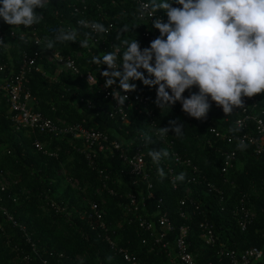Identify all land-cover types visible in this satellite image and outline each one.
<instances>
[{
  "label": "trees",
  "instance_id": "1",
  "mask_svg": "<svg viewBox=\"0 0 264 264\" xmlns=\"http://www.w3.org/2000/svg\"><path fill=\"white\" fill-rule=\"evenodd\" d=\"M172 6L182 7L175 3ZM73 7L78 10L83 7V14L74 13ZM35 11L42 19L30 27L19 26L24 38H20V33L10 36L12 26L0 18V33L5 35L0 38L3 43L0 44V64L6 69L15 68L20 53L31 55L39 50L40 47L27 40L30 30L42 44L46 43L45 38L54 40L60 29L75 30L77 41L56 42L54 49L62 55L72 56L80 72H90L97 83L101 82L97 66L111 71L103 64L102 55L114 51L124 39H136L141 50L150 47L151 41L142 36L149 24L135 19L128 0H47L44 8ZM157 14L167 22L163 9ZM80 20L89 24L101 23L109 30L92 34L88 28L77 24ZM125 25L129 31L122 32ZM159 36L157 30V38ZM85 38L89 39V46L82 48L80 41ZM95 38L98 40L93 43ZM123 50L122 47L117 53L118 64L122 62ZM94 56L101 57L99 65L91 62ZM38 65L41 71L31 73L26 84L33 99L32 110L52 121L81 123L86 128L105 133L129 154L139 148L144 155L145 168L151 165L148 180L151 189L147 191L144 182L127 174L126 166L116 153L96 155L93 164L89 165L84 155L76 151L81 148L79 141L25 130L15 132L0 98V174L8 173L15 180L10 188H0V264H128L104 242V234L95 227L94 220L87 218L91 214L90 207L81 202L77 191L70 188L72 182L76 183L81 197L101 214L110 240L117 247L126 249L136 264H169L167 253L173 247L178 229L183 226L187 227V252L196 264H227V260L218 255L219 243L235 251L261 246L264 158L254 156L253 147L246 143L247 147L240 150L235 141H221L208 132L211 126L229 137L244 133L233 125L241 108L234 109L226 120L211 112L207 121L202 122L183 112L180 102L161 111L154 103L156 88L131 81L136 84L133 93L147 97L151 117L145 116L140 108V113L127 112V124H122L118 119L108 117L111 106L97 94L96 87L88 88L79 77L59 72L44 60ZM144 75L147 77L148 74L145 72ZM115 85L119 88V80ZM183 96L190 98V94L183 93ZM251 99L255 102L256 117L264 122V93ZM242 100L247 101L249 110L250 98L242 97ZM169 121H178L177 126L182 124L184 132L177 137L169 131L164 136L165 142L172 144V150L178 156L188 158L206 181L221 191V197L208 191L203 182L192 185L178 181L172 189L173 184L163 166L153 163L148 151L166 150L163 141L156 137H159V128L169 127ZM146 136L151 137V143L145 142ZM35 141L42 145L41 151L34 147ZM42 151L53 156L42 154ZM230 151L236 153V160L223 174L220 172L222 153ZM161 160L168 161L169 158ZM158 168L165 173L163 179L158 175ZM188 175L186 172L185 178ZM63 183L66 185L62 186ZM185 191L188 200L181 206L179 203L185 197ZM148 193L151 198H147ZM129 194L137 200L140 212L136 214L142 218L154 222L155 214L166 213L172 225L165 238L168 248L154 243L153 238L137 226L135 213L126 212L124 206ZM241 199L254 213L252 223L243 232L237 228L232 216L234 205ZM142 200L144 207L141 210ZM50 204L61 210L56 212ZM201 221L211 225L217 244L204 245L198 228Z\"/></svg>",
  "mask_w": 264,
  "mask_h": 264
},
{
  "label": "clouds",
  "instance_id": "2",
  "mask_svg": "<svg viewBox=\"0 0 264 264\" xmlns=\"http://www.w3.org/2000/svg\"><path fill=\"white\" fill-rule=\"evenodd\" d=\"M173 3L182 7H173ZM44 6V0H0V18L9 26L30 27L40 23L42 16L35 9ZM160 9L165 11L167 22L152 20ZM146 16L160 36L143 50L136 39H124L114 51L104 53L102 62L111 70L101 73L105 88H113L119 80V88L129 93L136 91L131 81H140L156 88L154 103L161 111L180 102L183 112L197 120L206 118L209 97L228 115L243 108L242 97L264 93V0H149L137 10L138 19ZM79 24L98 33L109 30L98 22L80 20ZM121 31H129L128 26ZM45 40L43 48L52 50L56 42L77 41V32L60 29L54 40ZM80 43L87 48L89 39ZM122 47V62L118 64L117 53ZM91 62L99 65L101 57L94 56ZM93 82L97 83L96 77L89 75V84ZM193 87L199 89L198 94L183 98V93ZM111 95L123 108L127 95L115 89ZM177 124L169 121V127L159 128L157 134L162 138L173 131L181 137L184 126ZM145 142L151 143V137L146 136ZM237 147L244 150L247 145L240 140ZM148 155L159 164L169 152L149 150ZM157 172L163 179V169ZM175 180L183 182L185 174L180 173Z\"/></svg>",
  "mask_w": 264,
  "mask_h": 264
},
{
  "label": "built area",
  "instance_id": "3",
  "mask_svg": "<svg viewBox=\"0 0 264 264\" xmlns=\"http://www.w3.org/2000/svg\"><path fill=\"white\" fill-rule=\"evenodd\" d=\"M133 8L134 17L138 21L149 24V29L142 33V36L146 39H149L151 42L157 38V29L151 27V19L145 17L144 19L137 18L138 8L147 3L146 0H128ZM47 0H44L46 3ZM74 13L83 14L84 8L81 10L77 8H72ZM159 19L163 22V17L161 15H156L152 18ZM86 21V20H84ZM88 23V21H86ZM79 24V21L77 22ZM88 28L92 34H96L90 27ZM19 26H12V28H18ZM12 31L9 33L10 36L14 35ZM30 35L27 37V40L32 41L34 45H37L39 50L33 52L31 55L27 53H20L18 60L15 64V68L6 69L4 65L0 64V98L3 100L7 113L8 119L12 124L13 130L18 132L20 130H25L29 133H38V134H47L56 138H70L73 141H79L81 143V148L76 149L77 152L84 155L85 159L88 161L89 165L93 164V159L96 155L105 154V153H116L117 158L120 162L126 166L127 174L135 177L139 182H144L146 184V190L151 189L149 183V165L148 169L144 165V155L140 152L139 148H135L132 154H129L127 150L122 149V146L116 141L109 140L108 136L105 133H102L98 130L92 128H86L81 123L65 124L59 121H52L41 113L32 110V102L26 84L28 81V76L33 72H40V67L38 62L44 60L45 62L54 65V67L64 74L70 76L79 77V79L84 82L88 88L96 87L97 94L101 95L102 98L107 101L111 106V111L108 113L110 119H118L122 124H127V112L136 111L140 113V108L145 116L151 117V112L148 108L147 97L143 94L136 95L133 92L124 93L116 85H113V88H105V78L101 75L104 70L100 69L98 66L97 75L101 79L100 83H91L89 84V75L95 77L90 72L81 73L78 67L75 64L74 58L72 56L62 55L56 49L42 51L43 44L41 40L36 36L33 30L28 31ZM4 34L0 33V38L4 37ZM20 38H24V34H20ZM98 39H93L95 43ZM72 64V67H68V63ZM97 81V80H96ZM119 91L121 95H127L128 99L125 101L123 108L117 104V101L112 97L111 92ZM192 93L198 92L197 87L192 88ZM184 98V96H183ZM251 105L248 110L247 101L243 102V108L240 109L239 116H237L234 121V127L241 129L244 133H241L238 136L229 137L225 134H221L213 129L211 126L208 129V132L211 133L215 138L220 139L231 143L235 141L239 143L240 140H243L244 143L253 147V154L256 157L264 158V122L256 117L255 115V105L254 100L250 98ZM208 103L210 105L209 111L206 114V118L201 119L202 122H206L207 118L210 116L211 112L218 113L223 120H226L227 115L223 112L222 106H218L214 101L209 97ZM239 122V123H237ZM163 141L165 149L169 152L168 161H160L159 164L163 166L166 175L168 176L169 181L173 184L172 189H175L176 183L175 177L180 173L189 172V175L185 178L186 184L196 185L199 183H204L208 191L215 193L217 196L221 197L222 193L219 189H216L214 186L210 185L205 176L193 166L188 158H181L177 153L173 152L172 144L165 142V137L162 138L156 137V140ZM129 143H127L128 145ZM34 147L36 150L41 151L42 145L35 141ZM42 154H47L45 151H42ZM53 156V154H47ZM222 163L220 167L221 173H226L233 165V162L236 160V153L234 151L223 152L222 153ZM185 197L180 201L182 206L186 200H188V192L185 191ZM128 203L124 206L126 212L135 213V220L137 226L148 233L150 237L153 238L154 243H161L162 248H168V243L165 241L167 234L172 230V225L165 212L155 214V221H149L142 218L140 215L136 214L140 212L137 204V200L133 195H127ZM147 198H151V194L148 193ZM222 198L220 199V203ZM192 203V202H190ZM51 208H54L58 212L59 208L53 204L49 205ZM144 207L143 200L141 201V210ZM1 210V209H0ZM91 214L87 215V218H92L94 220L95 227L104 234L103 240L108 245V247L113 251V253L119 256L125 263L136 264L134 257L128 253V251L122 247H117L108 237L106 227L102 221L101 214L96 211L94 205L90 207ZM3 214L5 212L3 211ZM232 216L235 220L237 228L240 232L246 230V228L252 223L254 218V213L245 206L243 200H239L237 204L234 205L232 209ZM180 217H183L180 214ZM7 220H11L10 217H7ZM263 227H264V211H263ZM94 226H91L93 229ZM200 229V238L202 239L204 245L213 246L217 244L216 237L213 234L211 225L206 221H201L198 224ZM187 227L183 226L178 229V233L174 239L173 247L169 248L167 253L169 264H196L192 256L187 252V245L185 243ZM262 244L260 247H249L242 251H235L224 247L222 244H218L220 250L218 251L219 257H223L227 260V264H264V231L261 234ZM164 241V242H163ZM163 242V243H162Z\"/></svg>",
  "mask_w": 264,
  "mask_h": 264
},
{
  "label": "rangeland",
  "instance_id": "4",
  "mask_svg": "<svg viewBox=\"0 0 264 264\" xmlns=\"http://www.w3.org/2000/svg\"><path fill=\"white\" fill-rule=\"evenodd\" d=\"M78 1H80V0H78ZM47 3V2H46ZM46 3H44V5L46 4ZM165 18L167 19V16H166V13H165ZM13 32H14V34L15 33H20L21 34V32H20V30H19V27L18 28H14L13 29ZM43 46H44V44H43ZM5 49H7V47H5ZM42 51H45V48H42ZM51 66H53L54 67V65H52V64H50ZM191 90H186L185 92H184V95H188V94H191ZM60 174V173H59ZM14 179L12 178V176H10L8 173H4V174H0V188H2V189H6V188H10L13 184H14ZM62 186H65L66 185V183H63V184H61ZM69 186H70V188L72 189V190H75V191H77V196H79L80 197V200H81V202L82 203H87V205L89 206V207H91L93 204L92 203H90V202H87V199H85L84 197H81V193L79 192V190H78V188H77V185H76V183H69Z\"/></svg>",
  "mask_w": 264,
  "mask_h": 264
}]
</instances>
